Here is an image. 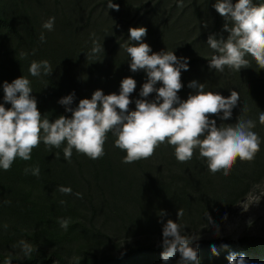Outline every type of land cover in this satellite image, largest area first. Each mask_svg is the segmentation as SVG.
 <instances>
[{
    "label": "trees",
    "instance_id": "trees-1",
    "mask_svg": "<svg viewBox=\"0 0 264 264\" xmlns=\"http://www.w3.org/2000/svg\"><path fill=\"white\" fill-rule=\"evenodd\" d=\"M126 1L112 0L119 5V11L108 8L110 0L94 4L87 16L88 24L80 27L72 18L61 20L52 12L48 0H0V104H4L3 83L23 76L30 80L31 95L37 101L39 112L53 122L62 115L71 117V113L65 112L64 106L58 103L61 98L74 92L71 107L75 108L79 100L91 99L96 90L105 95L118 94L122 79L131 77L136 81V89L130 95L133 103L129 110L134 111L146 74L143 70L130 71L126 48L132 41L124 45V39L129 36V28L140 27L142 19L134 23L123 20ZM211 2L214 4L216 0H191L181 9L179 18L186 17L194 8L198 21L187 31L183 46L167 44L163 34L165 30L178 27L176 19L172 23L161 22L156 27L160 33L151 41L147 36L155 30H149L147 25L149 34L143 42L153 53L173 51L178 58L188 57V71L181 72L183 88L178 92L181 100L195 94V90L187 87L193 80L204 84L205 92L218 93L225 98L231 91L239 93L230 120L210 119H216L217 126L235 124L240 117L254 121L256 126L252 130L261 139L255 159L251 162L237 159L230 174L224 176L222 171L215 174L209 171L198 149L190 161L181 163L175 158L174 147L164 143L150 158L124 163L126 152L115 147L117 137L108 133L102 158L92 160L73 149L69 163L63 155L66 141L58 149L41 141L32 150L30 160L17 157L10 170L0 169V263L10 257L11 264H163L160 244L147 242L155 237L162 240V227L169 219L181 224L187 232L222 223L230 208L246 195L252 184L264 178V124L259 121L260 112L264 113V69L249 56L245 57L250 61L249 66L240 71L227 66L223 72L209 68L216 53L207 45L208 36L226 39L228 35L222 30L225 20L214 7L212 20L207 23L206 13ZM236 2L238 0H232L233 4ZM255 2L257 0H253ZM158 4L154 5L149 18L156 16ZM96 8L101 12L98 14L99 28L97 20L90 23ZM50 17H55V29L60 26L53 33L42 27ZM100 19L108 22L112 19L102 32ZM70 21H73V28L69 33ZM91 26L95 33L99 31L96 36L103 48L100 53H92L94 46L89 48L77 43L81 31L85 33ZM196 30L197 34L188 40ZM41 33L46 37L44 43L39 39ZM111 34L115 37L121 34L122 38L106 50L105 39ZM65 41L77 44H70L67 49ZM21 53L27 56L22 57ZM42 60L49 61L53 69L51 75L31 76V62ZM103 60L109 70L118 71L114 75V85L99 78ZM108 68H104V73ZM154 98L155 93L148 97ZM4 106L11 107L10 104ZM36 166L40 168L39 176L24 172L25 168ZM60 186L70 187L72 194H62L58 191ZM76 193H81L82 198H77ZM62 200L65 201L63 205ZM178 209L183 210L180 217H177ZM161 211L167 215L160 217ZM63 218H70L67 231L58 223ZM4 224L8 225L7 229L3 228ZM136 235L146 236L145 243L135 245L123 241ZM21 239L36 245L38 251L25 257L19 247H13ZM239 243L251 254L252 264H264V241L240 239ZM224 244L226 240L220 238L199 240L191 246L198 249L201 264H228L220 252ZM213 245L218 255L212 254ZM179 260L177 253L168 264H178Z\"/></svg>",
    "mask_w": 264,
    "mask_h": 264
},
{
    "label": "clouds",
    "instance_id": "clouds-1",
    "mask_svg": "<svg viewBox=\"0 0 264 264\" xmlns=\"http://www.w3.org/2000/svg\"><path fill=\"white\" fill-rule=\"evenodd\" d=\"M178 6L183 7V0H178ZM213 7L224 18L222 30L228 35L226 39L208 36L207 45L216 53L209 62V68L223 72L227 66L240 71L249 66L250 61L245 58L249 56L264 69V4H254L253 0H238L235 4L232 0H216ZM108 8L119 11V5L112 0ZM54 23L55 17H50L42 27L50 32L54 30ZM146 35L144 27L129 28L132 44L126 51L131 61L130 71L143 70L146 74V82L141 86L140 98L135 100L134 111L129 110L133 103L130 95L136 89V81L131 77L122 79L119 94L105 95L96 90L91 99L79 100L75 108L71 107L74 92L61 98L58 103L64 106L65 112L71 113V117L62 115L53 122L39 112L37 101L31 95L29 79L21 76L11 83L4 82L3 101L11 107L6 109L4 104H0V169L10 170L17 157L30 160L32 150L41 141L57 149L66 141L63 155L69 163L73 149L96 160L105 155L104 144L108 133L117 137L115 147L126 152L124 163L148 159L164 143L174 147L175 158L181 163L190 161L198 149L213 174L222 171L224 176H228L237 159L253 161L261 145L259 135L252 130L256 126L254 121L240 117L235 124L217 126L216 119H210L230 120L238 104L239 93L231 91L225 98L218 93L205 92L204 84L193 80L187 87L195 90V94L181 100L178 96L183 88L181 72L188 71V59L178 58L173 51L153 53L151 47L143 42ZM39 39L41 43L46 42L43 33ZM101 51L102 44L95 43L92 53ZM21 56L26 57L27 53H21ZM52 71L47 60L32 61L29 67L33 77L42 73L49 76ZM158 83L160 87H156ZM153 93L155 98L149 100ZM259 121L264 124V113L260 112ZM24 172L39 176L40 168H25ZM58 191L72 194L70 187L60 186ZM75 195L82 198L81 193ZM60 203L63 205L65 201ZM159 215L164 217L167 213L161 211ZM182 215L183 210L178 209L177 217ZM58 223L67 231L70 218L60 219ZM209 223L212 224L210 219ZM7 227V224L3 225L4 229ZM216 232L218 235V229ZM197 240L185 234L181 224L169 219L162 227V242L159 245L163 264H168L177 253L180 256L178 264H201L198 249L191 246ZM13 247H19L25 257L38 251L36 245L23 239ZM211 252L218 255L214 245ZM226 259L228 264H247L243 255L237 257L235 253H229ZM4 264H11V258L6 259Z\"/></svg>",
    "mask_w": 264,
    "mask_h": 264
},
{
    "label": "rangeland",
    "instance_id": "rangeland-1",
    "mask_svg": "<svg viewBox=\"0 0 264 264\" xmlns=\"http://www.w3.org/2000/svg\"><path fill=\"white\" fill-rule=\"evenodd\" d=\"M58 3H55V2ZM104 1V0H48L52 12H55L58 14L57 16L61 20H70L72 18L77 26H83L88 23L87 22V16L89 11L92 9L93 5L98 4L99 2ZM132 1V2H131ZM215 1V0H213ZM191 0H183V7L178 6V0H127V8L124 12V21L128 22H136L140 21L139 24L140 27H144L148 29V26L150 27L149 30H155V32H152L147 36V39L149 37V41L155 38H157L158 34L160 33L159 30H156L157 26L161 24V22H168L172 23L176 20H179L178 22V27L175 29H172L170 31L165 30L163 34H165L166 38L165 40L167 41V44L169 45H175L176 46H183L184 43L186 42V38L188 37L187 31H189L190 27H193L198 21L196 20L195 14H194V8H191L187 12L186 17H180L179 13L181 12V9L186 7ZM200 2V1H199ZM198 2V3H199ZM56 5H55V4ZM159 3V4H158ZM158 4V12L154 13L156 16L154 18H149L151 15V10L154 5ZM213 2L208 5L207 8V17L206 21L207 23L210 24L209 22L212 20V6ZM254 4H264V0H257ZM177 6V7H176ZM173 11L169 12V9L174 8ZM103 11V10H102ZM107 11V10H105ZM149 12V13H147ZM100 12V8H96L95 11L92 12L93 16L91 19L90 23H93L95 20H97V26L100 27L98 24V14ZM170 17V19H169ZM57 19V18H56ZM112 21V19L110 20ZM109 21V22H110ZM105 19H100L99 23L102 24L103 26L101 27V32L104 31V27L106 28L107 24L109 23ZM57 26V24L55 25ZM60 28V26H58ZM57 27V29H59ZM73 28V21L69 22V26L67 30H70ZM57 29L54 28L53 31H57ZM148 30V31H149ZM198 30V29H197ZM194 33V35L189 36V39L191 37H194L197 34ZM53 31H47L49 33H53ZM69 33H68V38H69ZM82 34L79 36V41L77 43H80L81 45L88 46H95V43H97V36H99V31L95 33V31L91 28H86L85 33L81 31ZM97 35V36H96ZM108 35V34H105ZM164 36V35H163ZM112 37H115L114 34L109 35L106 37H103V39L106 40V43L104 44V47L107 48L106 50L109 49V46H112L116 41L120 40L122 38V35H118L114 39ZM104 40V41H105ZM164 40V39H163ZM164 40V41H165ZM129 36L124 39V45L129 44ZM62 42V40H61ZM77 43H71L69 42H64V45H66L67 49H69L70 44L74 45ZM92 48V47H91ZM122 53V52H121ZM129 57V55H128ZM185 58L188 59V57L185 56ZM104 61V62H103ZM101 62L102 66L104 68H108L107 66L104 65L105 60ZM102 67L99 78L107 79L110 81V83H113L115 80L114 75L117 72H114L112 70H108L104 73V68ZM102 73V74H101ZM114 85V83H113ZM120 88H118V94H119ZM150 100V99H149ZM218 229L219 234L217 235L216 230ZM185 234L193 236L199 240H215V239H224L226 240V244H224L222 250L220 251L225 257L229 255V253H235L237 257L240 255H243L246 258L247 264H252V258L251 254H248L243 248L240 246L239 240L240 239H246V240H255V241H264V178L259 180L258 182H255L252 184L250 190L246 193V195L241 198L233 207L230 208V211L228 213V216L226 219L219 224H214L212 225H204L200 226L191 232L185 231ZM150 238V237H149ZM146 238L144 235H136L134 238H128L125 241L126 243L139 245V244H144L143 242ZM121 241V242H123ZM162 240L160 238H153L151 239V242H147V244H161ZM124 243V242H123ZM121 243V245H123ZM226 246V247H225ZM247 256L249 258H247ZM4 264V263H0ZM56 264V263H52Z\"/></svg>",
    "mask_w": 264,
    "mask_h": 264
}]
</instances>
